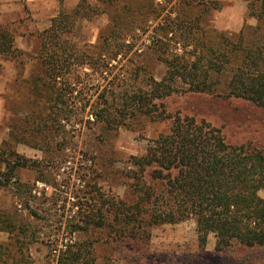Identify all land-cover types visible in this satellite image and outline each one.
Instances as JSON below:
<instances>
[{
    "label": "trees",
    "instance_id": "1",
    "mask_svg": "<svg viewBox=\"0 0 264 264\" xmlns=\"http://www.w3.org/2000/svg\"><path fill=\"white\" fill-rule=\"evenodd\" d=\"M210 3L220 8L218 0ZM140 11L119 0H78L71 10L60 5L39 33L42 75L33 79L31 89L43 105L27 119L31 126L27 144L49 151L51 134H59L64 120L73 134L79 135L83 127L98 129L93 145L80 152L86 161L95 163L103 157L107 163L111 159L96 152L119 128L132 129L142 119L170 120L167 132L152 139L142 154L128 157L127 169L120 171L127 180L126 197L109 194L99 185L107 167L91 168L94 179L86 184L83 195H77L78 212L68 223L71 234L79 232L84 238L69 244L60 260L107 264L97 262V243L113 248L129 241L146 243L153 227L188 219H194L201 245L208 233L216 237L215 250L207 258L193 257L201 260L199 264L218 262L233 244L264 247V195L260 194L264 147L232 144L220 127L194 116L171 114L164 102L174 93L196 92L239 98L264 108V0L247 3V16L256 19L255 25L244 24L235 34L214 31L208 38L198 16L176 13L163 25L164 36H171L167 40L153 37L150 45L164 64L160 78L153 75L145 57L126 76L120 72L109 85L90 93L93 85L80 97L76 86L81 81L74 72L88 67L103 75L112 60L126 57L134 47L126 37L134 23L141 22ZM104 13L109 26L95 43L71 38L79 19L91 20ZM171 40L179 44L180 52L169 48ZM14 41L13 32L0 25V57L17 55ZM70 144L74 147L77 142L71 139ZM21 169H33L39 172L37 180L47 181L42 161L19 154L10 144L1 145L0 187L12 186L30 216L43 220L41 209L30 206L31 187L20 180ZM5 222L3 230L9 232L10 241L0 249V264H44L33 257L35 238L27 235L26 224L11 217Z\"/></svg>",
    "mask_w": 264,
    "mask_h": 264
},
{
    "label": "rangeland",
    "instance_id": "2",
    "mask_svg": "<svg viewBox=\"0 0 264 264\" xmlns=\"http://www.w3.org/2000/svg\"><path fill=\"white\" fill-rule=\"evenodd\" d=\"M249 0H218L220 8L211 6L210 0H119L134 7L141 5V22L131 27L126 37L127 43L134 42L132 51L124 58L112 60L107 71L88 67L77 69L81 81L76 89L83 98L86 91L101 90L122 72L125 76L135 64L146 57L153 75L160 78L164 64L157 60L151 49L153 37L164 40L163 25L176 13L198 16L206 38L214 31L237 33L244 24L255 25L256 19L247 16ZM78 0H0V25L8 27L14 34L17 49L15 56L0 57V146L10 144L19 154L42 161V171L47 181L37 180L39 172L21 169L18 172L22 182L31 187L30 206L41 209L45 219L30 216L28 208L14 195L12 186L0 187V249L10 241V234L3 230L6 217L26 224L27 235L34 237L31 246L33 257L42 259L44 264H63L60 253L76 239L84 235L71 234L68 223L78 212V196L83 195L86 184L91 181V168H108L99 185L109 194L126 197L127 180L122 175L127 169L130 155H140L146 145L161 133L167 132L170 120L150 121L142 119L132 129L119 128L110 135L106 144L98 148L97 155L105 154L111 159L103 162V157L86 161L81 149L92 146L98 129L83 127L80 134L71 133L70 124L61 120L59 134H51L50 150L27 144L30 124L27 119L42 107L40 95L31 89L33 79L42 75V65L38 57L39 33L50 24L60 5L67 10L75 7ZM112 10V9H111ZM170 15V16H169ZM109 26L107 13L96 15L91 20L79 19L74 35L76 42L95 43ZM169 48L180 52L179 44L172 40ZM129 80V79H128ZM95 97V96H94ZM169 113L194 116L220 127L228 142L241 144L250 142L264 147V108L239 98H226L209 93H174L164 99ZM27 123V127L25 124ZM28 129V130H27ZM27 130V131H26ZM64 135V136H63ZM77 142L74 148L70 141ZM57 145H59L57 147ZM63 147V149H62ZM55 148V149H54ZM95 149H97L95 147ZM93 181V180H92ZM264 195V190L260 191ZM216 237L213 232L206 236L201 245L194 219L175 224H161L153 227L146 243L126 242L113 248L102 242L97 243L94 255L98 263L107 264H199L215 250ZM197 256L201 260H195ZM214 264H264V247H244L237 244L229 247Z\"/></svg>",
    "mask_w": 264,
    "mask_h": 264
}]
</instances>
